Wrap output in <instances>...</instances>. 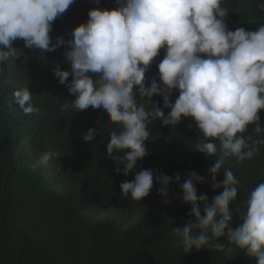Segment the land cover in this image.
<instances>
[{
  "label": "clouds",
  "instance_id": "clouds-1",
  "mask_svg": "<svg viewBox=\"0 0 264 264\" xmlns=\"http://www.w3.org/2000/svg\"><path fill=\"white\" fill-rule=\"evenodd\" d=\"M74 2L0 0V65L21 55L13 47L17 39L40 53L66 44L64 57L70 69L62 71L57 64L53 75L75 99L65 100L62 110L76 112L91 106L105 114L116 126L109 133L106 153L114 171L124 176L148 155L145 144L152 121L176 127L182 118L192 120L200 137L195 151L218 156L209 174L213 189H222L220 194L208 204L207 195L198 196L196 191L204 176L192 172L181 183L179 174L170 177L153 169L140 170L131 181L122 182L121 194L139 202L156 184L157 194L168 205L172 202L167 198L168 185L174 181L179 199L190 206V219L171 228L175 247L187 254L202 249L231 252L235 246L256 264H264V181L243 201L236 225L230 204L237 197L239 181L224 169L223 182L215 183L226 158L238 163L251 159L264 143L244 135L249 125H255L257 133L262 131L258 113L264 110V24L255 31H229L222 0H115L118 7L89 10L87 21L72 29L71 39L56 37L53 43L52 22ZM257 7L264 11V2ZM161 49L164 56L157 64V76L146 87L145 74ZM69 76L71 81L66 83ZM174 91L178 96L171 102ZM12 95L25 115L39 111L27 86ZM153 96L162 97V107L152 102ZM144 100L150 107L141 103ZM96 135V129L90 128L82 139L87 143ZM53 156L42 154L33 167H46Z\"/></svg>",
  "mask_w": 264,
  "mask_h": 264
},
{
  "label": "trees",
  "instance_id": "trees-1",
  "mask_svg": "<svg viewBox=\"0 0 264 264\" xmlns=\"http://www.w3.org/2000/svg\"><path fill=\"white\" fill-rule=\"evenodd\" d=\"M262 2L222 0V7L228 10L224 18L227 29L257 30L264 24V11L257 7ZM116 7L115 0H99L98 4L75 0L52 22L53 43L56 37L71 39L72 29L87 21L89 10ZM13 47L21 52L19 58L12 61L10 57L0 65V264H256L235 246L231 252L202 249L187 254L174 246L171 228L190 219V206L179 199L176 182L168 185L167 198L172 201L168 205L157 194L156 184L139 202L121 194L120 184L143 169L170 177L179 174L181 183L196 172L206 178L196 185L198 196L206 194L210 204L220 194L222 189H213L209 174L218 156L195 151L200 137L192 120L182 118L176 127L152 121L145 144L148 155L137 161L128 176L118 174L106 153L109 133L116 126L91 106L76 112L62 110L65 100L75 97L53 75V67L58 64L62 71L70 69L64 57L67 45L40 53L17 39ZM163 56L161 49L145 74L146 87L157 76ZM70 81L71 76L66 83ZM26 86L33 95V106L39 109L31 115L13 103V92ZM177 96L174 91L171 102ZM152 102L163 105L159 96H153ZM141 103L150 107L147 100ZM164 111L167 115L169 110ZM258 115L262 131L257 133L255 125H249L244 133L252 141L264 139V110ZM90 128L97 135L85 143L82 134ZM258 147L259 152L243 162L226 158L215 178L221 184L224 169H230L239 181L237 197L230 204L233 225L239 223L249 192L264 181V143ZM48 152L55 153L48 165L34 168L35 161Z\"/></svg>",
  "mask_w": 264,
  "mask_h": 264
}]
</instances>
